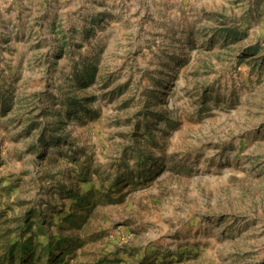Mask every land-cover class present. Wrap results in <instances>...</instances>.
Instances as JSON below:
<instances>
[{
	"label": "rangeland",
	"instance_id": "1",
	"mask_svg": "<svg viewBox=\"0 0 264 264\" xmlns=\"http://www.w3.org/2000/svg\"><path fill=\"white\" fill-rule=\"evenodd\" d=\"M0 264H264V0H0Z\"/></svg>",
	"mask_w": 264,
	"mask_h": 264
}]
</instances>
